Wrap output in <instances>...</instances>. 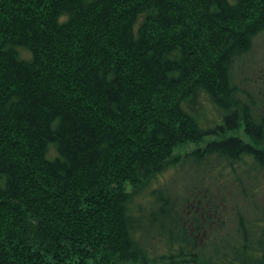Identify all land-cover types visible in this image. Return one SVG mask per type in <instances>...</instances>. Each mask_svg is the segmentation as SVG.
I'll list each match as a JSON object with an SVG mask.
<instances>
[{"label":"trees","instance_id":"1","mask_svg":"<svg viewBox=\"0 0 264 264\" xmlns=\"http://www.w3.org/2000/svg\"><path fill=\"white\" fill-rule=\"evenodd\" d=\"M263 32L264 0H0V264L145 261V230L227 264L190 232L208 199L161 178L217 160L264 177V114L235 74ZM237 212L228 264H264Z\"/></svg>","mask_w":264,"mask_h":264},{"label":"rangeland","instance_id":"2","mask_svg":"<svg viewBox=\"0 0 264 264\" xmlns=\"http://www.w3.org/2000/svg\"><path fill=\"white\" fill-rule=\"evenodd\" d=\"M235 74L239 84L250 91L253 98L257 100L260 113L264 114V32L256 37L251 52L237 63ZM215 113L213 108L207 110V115L211 118L215 116ZM241 134L245 135L244 128ZM196 146L197 144L190 143L177 148L175 153H184ZM245 170V166L236 164L233 168L226 161L217 160L201 167L185 165L173 168L161 178V185L170 189L174 195L176 194V198L179 196L183 199L192 191H198L205 196V198L200 196V200L208 199L207 202H210L205 205L212 210L213 218L207 222V224L211 223V226L207 229L202 228L198 233L192 229L190 232L197 234L193 237L199 241L200 247L197 249L202 255H213L216 262L222 260V254H225L227 258L224 261L228 264L229 259L234 257L233 251L245 244L244 233L239 231L238 234L237 229L238 208L248 211L244 212V215L249 243L254 247L259 244V241L263 244L258 246L259 251H252L254 247L249 244L250 253L254 257H259L262 254L261 250L264 249V217L261 211V203L264 201V177L258 174V178L249 179ZM158 186L154 184V187ZM207 187L211 188L210 195L205 192ZM199 199H196V202H199ZM184 206L188 211L183 216L190 223L194 216V209L190 210L186 204ZM188 226L190 227L189 224ZM140 238L148 252L147 259L122 261L119 264H185L179 258H170L171 254L178 249V244L171 250L167 239H161L157 230H152L151 234H147L145 230Z\"/></svg>","mask_w":264,"mask_h":264}]
</instances>
